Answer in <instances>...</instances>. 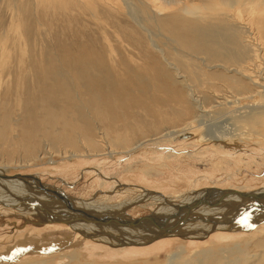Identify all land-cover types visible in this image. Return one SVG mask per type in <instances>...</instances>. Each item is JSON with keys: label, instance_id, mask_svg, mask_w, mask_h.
Listing matches in <instances>:
<instances>
[{"label": "rangeland", "instance_id": "obj_1", "mask_svg": "<svg viewBox=\"0 0 264 264\" xmlns=\"http://www.w3.org/2000/svg\"><path fill=\"white\" fill-rule=\"evenodd\" d=\"M118 1V11L96 1L89 5L85 0H77L78 3L70 5L78 6L73 10L62 11L51 8L40 10L38 8L36 13H33L25 1L19 0L22 2L20 4L19 2L0 0V129H5L8 135L0 139V166L9 165L6 171L12 175L23 174L31 177L22 181L27 187L29 183L30 186L36 185L35 182L38 180L37 182L43 184L54 185L74 198H106V204L110 209H121L120 211L111 210L119 213H112L111 215H115L112 219H123L130 222L129 219L138 221L144 216L153 215L152 224L156 226L171 216L175 219L191 215L190 211L194 210V215L183 223L186 225H181L182 230L189 228L187 222L188 224L195 223L194 225H207L208 222H211L212 225H215L216 220L219 230L212 232L209 236L195 239H191L192 237L176 238L165 233L163 239L158 241L133 242L129 246L126 245L117 253L121 254L118 257H110V254L106 252L105 245L98 246L92 237H89V244L87 243L89 246L80 244L81 247L78 244L74 246V239L67 237L68 240L67 238L65 241L61 240L63 245L60 244V248L53 247L54 251L53 248H39L35 245L18 246L12 249L9 255L0 254V264L32 257L37 255L36 253L52 254L65 247H67L65 249H69L68 247L75 249L74 253L79 255V260L67 263V259H61L56 264H207L209 262V264H213V262H215L214 264H263L264 230L254 232L253 236L247 234L244 238H240L244 235L243 232L238 233V231L227 230V228L230 225L233 226L234 223H237V226L242 224V220L247 215L245 209L254 208L252 205L248 206L243 203L247 204L250 200L264 202V197L246 195L247 197L241 199L224 200V198L213 196L216 194L210 193L208 190L220 192H232L233 190V192H252L254 190L253 192H256L264 188V114H260L261 117L259 120L256 118L254 124L251 122L250 125L249 122L251 132L249 139L241 141L246 146L243 145L244 147L239 149L234 156H230L233 155L231 152H220L212 148L205 150L202 147L199 148L195 143L168 135L161 137L155 144L144 145L132 156L116 154L113 158L108 156L76 157L69 161L61 158L56 152L63 148L62 144L54 143L53 137L47 136L44 131L45 115L48 110L52 109H64L70 118L79 121L78 124L81 128L91 129V132L97 130L98 139L101 141L105 138L101 137L103 136L101 129L108 128V125H114L120 133H123L122 135H128L127 137L134 142L144 135L154 134L157 128L159 130L176 127L168 123L161 124L158 117L155 116L156 114H152L147 107L145 109L141 105L135 104L139 100L146 101L151 107L158 103L164 107V100L166 101L170 97L173 99L180 97L179 94H173L174 91H171V87L174 90V86L180 90L179 93H185L184 90H181V83L177 77L179 71L173 69L168 60L177 61L178 59L180 61L181 58L186 60L188 58V56L186 57L187 50L179 42H174L176 39L173 40L169 28L176 26L174 23L183 21L185 16H190L191 13H187L188 7L198 9L196 11L200 12L202 16L197 14L199 16H196L197 18L206 16L207 10V12H212L213 7L209 8L208 6L207 8L209 0H178L182 2L180 4L182 8L179 6L178 10L173 11L181 13L184 11L181 15L184 17L180 21L171 19V25H166V21L161 22L164 14L155 13V4L152 0ZM163 1L170 3L174 0ZM166 11L171 13L172 10ZM154 14L160 17L158 19L160 22L155 21L157 16ZM213 14L215 13L211 15ZM245 31L247 33H241L242 42L245 45L253 44L264 57V44H262L264 41L258 42L262 38L264 40V35H261L264 34V30L256 25L254 29L256 34L254 31H250V33L248 29ZM181 50L182 52H180ZM261 59L260 61L264 60ZM76 61L81 62L84 67H87L86 64L92 66L91 69L95 73L102 72L108 75L112 80L111 87L123 89L121 98H116L115 102L112 101V107L100 95L96 100L93 98L87 88L89 84L87 79L83 80V75L78 74L77 67H75ZM202 68L207 73H211L208 74L209 77L210 75L215 77L213 69L209 72L206 66ZM56 69L70 82L68 87L76 101V105H73L72 108L69 107V101L65 97L54 104L49 102L51 106L46 103L47 97H50L51 94L50 90L48 91L49 84L52 82V78H56ZM211 81L206 79L199 88H196L197 85L188 88L189 103L187 105L196 110L202 109L203 105L208 107L209 115L205 116V126L207 123L217 121L214 124L225 123V128L234 131L233 129L236 128L239 121L245 120V116L254 114L255 111L264 110V106L261 105L264 103V96L261 94L246 99L230 98L231 100L223 105L214 103L209 96L210 91H213ZM94 87L98 89L100 84L96 83ZM205 87H207L206 90H204ZM54 91L56 92V90ZM56 94L59 96V89ZM122 99L128 102L125 106L121 104ZM199 100L200 102H198ZM97 103L111 109L109 117L107 115V118L102 120L93 113L92 105ZM80 108L87 113L86 119L77 114ZM189 109L191 111L190 107ZM166 110L169 113H166L165 116L177 118V109L174 110L168 106ZM222 116L226 117L220 118ZM78 118L81 119L78 120ZM30 119L34 122L40 121L43 126L38 133L37 143L39 146L36 156L26 159L22 146L21 129H29L25 122ZM79 132L81 134L80 128L76 133L79 135ZM105 140L103 139V142L100 141V143L105 145ZM84 145L83 142H80L78 147L83 148ZM201 150L202 152H200ZM93 167L94 170L91 169ZM203 190L206 192L201 193ZM42 192L47 193L48 199L44 198L42 201L34 203V206H41V208L55 206V198L61 197L55 189L52 191L46 189ZM156 194L165 198L166 201L161 202ZM201 195L204 196L201 197ZM8 198L11 201L5 200ZM28 198L35 197L27 195L24 200H28ZM17 199L20 200L18 196L15 198L6 184L0 185V208L4 209L3 211L0 209V237L3 238L7 234L12 236L18 231H25L32 227L46 228L47 231L51 230L50 232L55 231L56 234L53 237L72 234L71 232L66 234L67 231L62 229L63 227H60L61 230H59L49 224L43 225L44 227L42 224L32 225L26 223L24 218L6 212L11 210L8 207L12 208L10 204H13ZM24 200L21 201L24 202ZM61 202L65 201L61 200ZM216 206L217 208H213ZM258 206L261 204L259 203ZM174 208L177 209L174 210ZM224 208L225 212H221L220 210ZM23 210L27 215L33 213L29 207ZM198 210L201 212L198 213ZM250 213L253 212L250 211ZM222 222L223 227H220ZM176 223L179 225L180 222ZM224 235L227 237L224 238ZM234 235L236 236L234 237ZM208 237L212 238L208 239ZM219 237L224 239L219 240ZM45 238L51 239L49 235ZM69 239L71 240L69 241ZM259 242L263 245H260ZM93 243L95 245H92ZM132 253L136 254L132 255ZM208 259L215 260L211 262Z\"/></svg>", "mask_w": 264, "mask_h": 264}, {"label": "bare ground", "instance_id": "obj_2", "mask_svg": "<svg viewBox=\"0 0 264 264\" xmlns=\"http://www.w3.org/2000/svg\"><path fill=\"white\" fill-rule=\"evenodd\" d=\"M9 1L12 3L19 2V0H9ZM24 1L29 7H31V9L30 8L29 9L33 13H36L38 8H40V10L43 8L44 9L51 8V9H58L62 11H68V10H73L75 7H78V6H70V5L78 3L77 0H22V2ZM85 1L89 5H91L92 2L96 1V2H99L100 4H103L104 6L109 7L112 10H115V11L119 10V8L117 7L119 3L118 0H115V1L114 0H85ZM181 1L179 2L178 0H174L173 2L168 3L167 1H163V0H152V2L155 4V9H154L155 13L157 12L158 14H164V17L161 18L162 23L166 21L165 22L166 25L167 24L171 25V19L180 21V19L184 17V16H181L184 13V11H182V13L180 11H176V12L173 11V10H178L177 8H179L180 4L182 3ZM22 2H19V3L21 4ZM208 6L209 8L213 7L212 12H207L208 11L207 10L205 13L206 16H203L202 18L196 17L198 15H201L200 12L199 14L196 11L197 8L196 9L194 8L195 9L194 10L188 7L189 10L187 11V13H191L190 16H188L189 18L185 16L183 21H181L180 23H174V25L176 26L169 28L173 35V38H174L173 40L176 39L174 42L177 41L181 44V46L185 47V49L187 50L186 51L187 53L185 52L186 57L188 56L189 58V59L187 58L186 60H184V58L183 59L181 58L180 61H178V59L177 61L170 60V59L168 60V63L171 65V67L179 71V74L177 77H178L179 82L181 83L180 85L181 90H184L183 92L185 93L184 94H182L181 92L179 93L180 90L176 86H174V90L171 87V91H174L173 94H179L180 97L174 98V99L170 97L166 99V101L164 100V103H165L164 107H162V105H159L160 103L156 104L154 107H151V105L148 104L146 101L141 102L139 100H137L138 102L137 104H135V105H141V107L145 109L147 107V109L152 114H156L155 116L158 117L161 124L168 123V124L175 125L176 127L175 128H163L159 130L157 128V131L154 134L144 135L143 137L141 136L142 138L134 142L132 141V139H129L127 137L128 135L127 136L122 135L123 133H120L119 130L114 125H108V128L105 127L103 130L101 129V134L103 135L101 137L102 138L105 137L103 139H106L105 145H103L104 143L101 144L103 142V139L102 141L98 139L99 136L96 133L97 130L96 131L94 130V132H91L90 131L91 129L89 130L87 128H81L78 124L79 121H74V119L70 118L66 110L64 109L48 110V113L45 115L46 118L44 119L45 120L44 131H46L47 136L53 137L54 143H56L57 145L62 144L61 146H63V148L56 150V152L59 153V156L61 158H63L64 160L66 159L70 161L71 159H74L76 157L108 156V157L113 158L114 155L116 156V154H120L123 156H126V155L132 156L137 151L142 149L144 145L155 144L156 142L159 141L161 137H164V136L166 137L168 135L173 136L174 138L182 139L189 143H195L199 148L202 147L205 150L212 148L220 152L224 151V152L233 153V155H230V156H234L238 152L239 149L246 146L242 144L241 141L249 139V135L251 134L249 126L256 120V118L259 120V118L261 117L260 114H264V110L258 111V112L255 111L254 114L245 116V120H241V122L239 121V124H237L236 128L233 129L234 131H231V130L229 131L228 128H225L226 126L225 123H222L220 125L218 123L214 124L217 121H215L214 123L211 122L210 124L207 123V125L205 126V120H204L205 116L209 115V113H207V111H209L208 107L203 105L202 109L196 110L192 106L187 105L189 103L188 88L190 86H195V85L198 86L196 88H199L206 79L207 80L210 79L212 80L211 88L213 89V91L209 90L210 91L209 96H211V99L214 103L222 104V105L226 103L227 101H230L231 100L230 98L246 99L248 97H254L256 94H261L264 96V60H263L264 57H262V54H260L259 49L253 46V44L248 43V45H245L241 40V33L246 32L245 29L246 30L248 29L250 32L251 29H253L254 26L256 28V25H257L258 28H262V30H264V0H239L237 2L235 0H209L207 8ZM180 7L182 8V6ZM184 8L185 7L183 6V9ZM169 9L172 10L171 13L166 11ZM212 13H215V14L211 15ZM156 14H154V16ZM144 15L146 16V14ZM156 16H157L156 17L157 19L155 21L160 19L158 15ZM145 21L147 20L145 19ZM158 21L160 22V20ZM164 27H163V30H164ZM254 29L252 31H254ZM261 35L263 36L264 34H261ZM262 39L258 40V42L264 41ZM180 52H182V50ZM175 54L177 55V53ZM181 54H184V53H181ZM260 59L263 61H260ZM181 60H184V61L182 62ZM75 64H76L75 67H77L78 74L83 75V80L85 79L86 81L87 79L89 83L87 85V88L92 93L93 98H95V100L97 96L98 97L101 96V98L112 107L113 106L112 101L115 102L116 98H119V99L121 98L123 89L119 87L117 88L111 87L112 80H110L108 75L103 74L102 72L95 73L91 69L92 66L86 64L87 67H84L82 63L79 61H76ZM202 65L206 66V68L209 69V72L211 69H213V71H215L213 73L215 74V77H212L213 75H210L209 77L208 74H211V73H207L206 71H204L203 70L204 68H202L203 67ZM183 67H185V69L182 70ZM55 71L57 73L56 78L55 79L52 78L51 80L52 82L49 84L50 86H49L48 91L50 90L51 94L49 93L50 97H47L46 103L50 104L49 102H51V104H54L57 101L63 100V98L65 97L67 101H69V104H68L69 107L72 108L73 105H76V101L71 95L72 91H70L68 87L70 82L67 80L68 78H65L61 75L59 70L56 69ZM96 83L100 84V87H98V89L94 87V84ZM43 84H46V83L43 82ZM46 86L48 87V85ZM206 88L207 87H205L204 90H206ZM58 89L60 90L59 96H57L56 94ZM54 90H56V92ZM133 101L135 102L134 98H133ZM121 102L123 106H125L126 103H128L127 101H124L123 99ZM198 102H200V100ZM51 104L49 106H51ZM261 105L264 106V103ZM168 106H171L172 109L174 110L175 109L178 110L176 111V116H177L176 119L165 116L166 113H169L166 110V107ZM189 107L191 108V111ZM151 108L153 109V111ZM92 109H93V113L102 120L107 118V115L110 113V110H111L107 106L99 105L98 103L93 104ZM77 114L80 115L83 119H86L87 117V113H85L82 108H80ZM220 118H223V116ZM80 119L81 118H78V120ZM249 122H250V125H249ZM25 123L28 124L29 129H21V135L23 137L22 146H23L24 154H25L24 157L26 159L27 158L29 159V158H34L36 156V153L38 151V146H39L37 143L39 139L38 133L40 130H42L43 125L40 123V121L34 122L31 119L26 121ZM79 128H80L81 134L79 132V135H78L76 131ZM6 135H7V131L5 129H0V139H3ZM80 142H83V144H85L83 148L78 147ZM200 152H202V150ZM8 167L9 165H6L4 167L3 165L0 166V185L6 184L7 188L11 190L13 194L15 195V198L16 196H18L20 200L17 199L13 204H10L12 208L7 206L11 210L6 211V212H8L9 214L12 213V215H15L17 217L19 216L20 218H24L26 220V223H31L32 225L42 224V226L49 224L50 226H55L59 230H61L60 227H63L62 229H65V231H67L66 234L70 232L72 234H69V235L61 234L56 237H53V235L56 234L55 231L50 232L51 230L47 231L46 228L36 229L35 227L25 229V231L22 230L24 232L18 231L16 232V234L12 236H8L7 234V235H4L3 238L0 237V254L1 255L3 254L9 255V252L18 246L28 247V245H31V246L35 245V246H38L39 248L44 247V248L52 249L55 246L59 247L60 244L62 246L63 243H61V240L65 241L67 237H72L74 239V242H75L74 246L77 244L78 246H80V244L89 246L88 245L89 244L88 242L90 241L89 237H92L94 239V242H96L98 246L105 245L106 250H107L106 252L107 254H110L109 255L110 257H118L121 254H117V253L126 245L129 246L133 242H140V243L148 242L149 243V242H153V240L158 241L160 239H163V237L165 236V233H169L171 236H174L176 238H187V237L191 238L192 237L191 239H195L201 236H209L210 234H212V232L219 230V225L217 224V220H216V224L214 223L215 225H212L213 223L211 222H210L211 224L208 222L209 225L207 222H206L207 225H194L195 223L188 224L187 222V226L189 228L186 230L185 229L182 230L181 226L177 225L176 222H180V220H186L188 218H191L194 215V210H192L193 212L190 211L191 215H188L186 217H181V218L177 216L178 218H175V219L171 216L168 218V220L166 219L156 226L152 224L153 217H154L153 215L144 216L143 219H140L138 221L134 219H129L130 222L123 220V219H119V220L114 219V218L112 219V217L115 216V215H111L112 213H117V214L119 213L116 211H111V210L114 209V210L120 211L121 209H117V208L110 209V207L106 204L107 202L106 198L104 199H100L97 197L88 198V199L74 198V197L67 195L60 188H56L54 187V185H51V184H43L42 182H37L38 180H36L35 182L36 185L30 186L31 184L29 183L30 185L28 184V187H27L26 185L22 183V181H25L31 177L25 176L23 174H16V175L13 174L12 175L8 173V171H6ZM91 169L94 170V167ZM46 189H49V190L51 189V191L55 189V191H57V194L61 196L59 199L55 198L56 204L58 205L55 204V206H47V207H42V208L41 206H36V205L34 206L33 205L34 203H37L38 201H42L44 198L48 199L46 197L47 193L42 192ZM233 191L232 192H226V191L220 192L218 190H212V189L208 190V192L216 194L213 196L224 198V200L225 199L226 200L238 199V198L241 199L242 197L243 198L247 197L246 195L264 197V188L256 192H253L254 190H252V192H249V191L233 192ZM202 192H206V191L203 190L201 191V193ZM44 193L46 194L44 195ZM2 195L4 194L2 193ZM27 195H29L30 197L32 195V197H35V198L33 199L28 198V200L27 199L24 200ZM203 196L201 195V197ZM156 197L159 198L161 202L165 200V198L163 199V197L161 196L159 197V195L157 194H156ZM209 197L211 198V196ZM10 198L5 199V200L6 201L10 200ZM21 200L22 201L24 200V202H22ZM61 200H64L67 204L65 202L62 203ZM252 203L257 205V208H251L250 210L248 208L245 209V212L247 215L246 216L244 215L245 216L244 219L242 218L243 219L242 224L237 226V223H234L233 226L230 225L227 228V230L238 231V233H240V231L243 232L244 235L241 236L240 238L242 237L244 238L245 235L247 234L248 236H253L254 232L264 230V202L251 200L247 202V204L246 203H243V204L251 205ZM257 203L258 204L260 203L261 206H258ZM28 207L32 209L33 211L32 214L27 215L26 212L23 210ZM16 208H18L17 211H15ZM177 208H174V210ZM213 208H217V206ZM224 210L225 208L220 211L222 212ZM199 211L201 212V210H198L197 212L200 213ZM250 211H252L253 213H250ZM180 213L182 212L180 211ZM174 216H175V213H174ZM195 219H198V218H195ZM214 219H217V218H214ZM174 220H177V221L175 222ZM224 222H226V220H224ZM222 224L223 222L221 223V225ZM191 225H194V226H191ZM220 227H223V225ZM49 229H52V228H49ZM47 235H49V238H51L50 240L45 238ZM225 236L226 235H224V238ZM235 236L236 235H234V237ZM210 238L212 237H208V239ZM222 238L223 237H219L218 239L222 240ZM70 240L71 239H69V241ZM263 244L260 243V245H263ZM92 245H95V244L93 243ZM155 245L157 246V244ZM72 246L73 245L71 244V247ZM65 248L55 253H52V254H47L44 252L36 253L37 255L32 256V257H25V258H22L14 262L1 263V264H56V262L61 259H67V263L68 262L72 263V262H76L79 260L78 258L79 255L74 253L75 249H72L70 247H68L69 249H65ZM155 248L157 249L158 247H155ZM148 249L150 250V248ZM52 250L54 251V248ZM48 251L50 252L51 250H48ZM141 252H144V251H141ZM136 253H132V255ZM214 260L210 259L209 261L212 262ZM214 263L215 262H213V264Z\"/></svg>", "mask_w": 264, "mask_h": 264}, {"label": "water", "instance_id": "obj_3", "mask_svg": "<svg viewBox=\"0 0 264 264\" xmlns=\"http://www.w3.org/2000/svg\"><path fill=\"white\" fill-rule=\"evenodd\" d=\"M250 201H251V200H250ZM251 205H252V207L257 208V205H255L254 203H252ZM248 206H249V205H248ZM259 221H260V220H259ZM184 222H186V220H180L179 225H180V226L183 225Z\"/></svg>", "mask_w": 264, "mask_h": 264}]
</instances>
